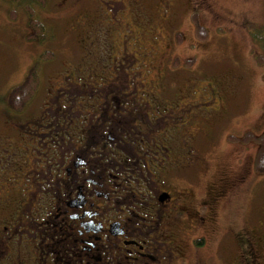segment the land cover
Instances as JSON below:
<instances>
[{
	"label": "flooded vegetation",
	"instance_id": "flooded-vegetation-1",
	"mask_svg": "<svg viewBox=\"0 0 264 264\" xmlns=\"http://www.w3.org/2000/svg\"><path fill=\"white\" fill-rule=\"evenodd\" d=\"M103 14L81 66L39 80L18 110L1 101L0 264H264V170L212 124L230 113V85L185 90L192 75L161 69L157 46L130 49L141 42L123 13Z\"/></svg>",
	"mask_w": 264,
	"mask_h": 264
},
{
	"label": "rangeland",
	"instance_id": "rangeland-1",
	"mask_svg": "<svg viewBox=\"0 0 264 264\" xmlns=\"http://www.w3.org/2000/svg\"><path fill=\"white\" fill-rule=\"evenodd\" d=\"M168 1L174 20L170 22L171 29L163 30L166 18L160 15V5L163 6L164 0H0V110L4 107L5 103L1 101L6 99L8 89L25 80L34 59L40 61L39 80L48 81L55 73L58 78L57 73L70 65L81 66L91 40L99 43L103 36L102 29L108 26L105 19L108 20L109 15L103 14V11L118 17L116 12H121L124 5L125 12L129 13V18L126 15L125 19L129 27L131 25L136 28L146 21L141 15L142 11L150 17L149 26L144 30L153 26L160 29L154 39L157 40L156 45L162 42L164 47L151 46L147 39L151 40L153 33H147L150 36L144 37L145 47L140 50L148 51L153 47L160 61L166 56L169 60L173 56L177 57L179 63L176 68L183 70L181 79L194 80L185 86V90L197 88L198 80L206 76L214 79L222 94L226 93L230 85L228 93L233 96L229 104L230 113L214 119L212 124H216L220 130L214 126V132L223 136L231 131L234 137L230 135L228 138L236 141L240 147H246L242 148L247 154L243 160L250 164L254 160L255 151L260 150L259 142L264 132V48L255 36L258 33L264 34V0ZM27 7H32L36 19L44 24V37L41 40L39 37L27 38L35 31L29 23ZM140 7L142 10L137 11ZM117 21L111 27L114 32L118 29L115 24ZM126 26H121L122 32ZM139 31L135 33L137 37L143 33ZM104 37L108 42L111 41L107 39L109 35ZM115 40L118 38L115 37ZM42 50L51 54L50 59H40ZM107 58H110L109 54ZM94 62V68L101 67L97 60ZM78 76L81 77L80 71ZM249 134L253 136H247ZM217 149L222 151L226 148L221 145ZM228 150L231 152V149ZM227 159L234 162L236 156L229 153ZM252 164L251 169L254 171ZM215 165L214 162L206 163L205 171L199 173L198 185L201 189L216 180L212 178L216 174L213 172ZM252 186L249 187L250 191H253ZM254 198L256 195L250 200ZM230 201H235L234 195L221 196V208L234 210L228 204ZM244 201L248 199L243 198ZM239 204L240 201L237 207ZM259 208L262 209L263 204ZM235 224L234 220H229L228 228L233 229ZM206 250L212 252V243L206 246Z\"/></svg>",
	"mask_w": 264,
	"mask_h": 264
},
{
	"label": "trees",
	"instance_id": "trees-1",
	"mask_svg": "<svg viewBox=\"0 0 264 264\" xmlns=\"http://www.w3.org/2000/svg\"><path fill=\"white\" fill-rule=\"evenodd\" d=\"M166 2H168V3H166ZM28 4H30V3H28ZM166 6H168V8H166ZM27 9H28L27 14L29 16V23L35 30L33 32V34L32 35L29 34L27 36V38L28 39H37L39 37L40 38L39 40H41L44 37V30H45L44 24L40 23L36 19V17L33 14L32 7H27ZM141 10H142L141 7L139 9L137 8V11H141ZM160 11H161L160 15H162L163 17L166 18V24L164 23L163 30H165V28L171 29L172 25L170 22H171V20L172 21L174 20V17H173V11H171V6H170V3L168 0H164L162 7L160 5ZM120 13H123L122 15H124L125 17L128 16V18H129V13L125 12V10H122L121 12L118 11V14H120ZM141 15L145 18L146 21L144 23H140V25L136 26V28H134V29L136 31L141 30L139 32H143L144 34L140 33V35L138 37H137V34H136V36L131 37V38L136 37V38L140 39V42H141V44L139 42L133 43V45H132L133 50L138 49L140 47L142 48L143 46H145L144 45V37L150 33H153L152 39L151 40L147 39V40L151 44V46H153V47L162 46L161 45L162 42H160V43L157 42L159 45H156L157 40L154 39V36L156 34L160 33L159 32L160 29H157L153 26L150 29L144 30L146 26H149L150 17L149 16L147 17L146 16L147 14H145L142 11H141ZM142 16H139V17L143 20ZM119 17L120 16L115 17V18L118 19ZM160 18H162V17H160ZM105 20L107 21V19H105ZM109 20H113L112 17ZM129 23H130V21H129ZM173 34L176 36L177 32L175 34V30H174ZM148 36H150V35H148ZM255 36L257 37L256 40H259L260 46H262L264 48V34L262 35L261 33H258V34H255ZM253 38H254V36H253ZM174 41H175V39H174ZM177 44H178V42H177ZM47 53L48 52H46L45 50H42V55L40 56V59H42V60L50 59L51 54L48 55ZM165 58H166L167 62L163 63ZM165 58H163V60H161L159 63V66H161L162 64H166V66L161 68V69L169 70V69H175L176 67H178V66H176V64L179 63V60H177L178 59L177 57L173 56L170 60H169V57L167 58V56ZM39 62L40 61H37L36 59H34L33 63L31 64V68L29 69V72L26 75L25 80L22 83L18 84L17 86L13 87L12 91L9 93L10 99L8 97V101L9 102L11 101L9 103L10 104L9 106L11 107V109L12 108L14 110L20 109L24 105V102L26 100L30 99V97H32L34 95L35 90L37 88V85L39 83V77H38ZM145 71H146V68H145ZM184 81H186V80H184ZM262 135L263 136L261 137L260 142H259L260 143V150H258V152H257V158H256L257 160L255 162L256 171L264 170V132L262 133ZM247 136H253V135L249 134Z\"/></svg>",
	"mask_w": 264,
	"mask_h": 264
}]
</instances>
